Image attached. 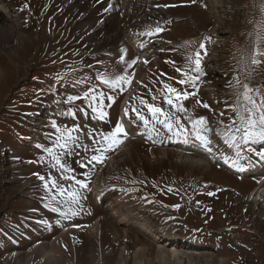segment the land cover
<instances>
[{
	"label": "rangeland",
	"instance_id": "374dc122",
	"mask_svg": "<svg viewBox=\"0 0 264 264\" xmlns=\"http://www.w3.org/2000/svg\"><path fill=\"white\" fill-rule=\"evenodd\" d=\"M10 1L22 10V34L28 39L12 53L0 47V264L14 250L18 256L9 259L16 262L37 242L38 260L33 264H88L89 245L96 240L103 244L105 264H114L122 239L115 237L114 243L112 234L122 237L125 228L110 216L112 206L118 214H126L129 208L130 217L137 216L131 219L133 226L125 229L128 264L140 246L145 258L155 261V246L144 244L145 248L135 228L139 223L141 232L151 233L144 217L179 238L215 244L229 260L226 264H264V210L255 211L249 197L263 177L233 176L192 151L187 155L194 158L181 160L170 146L194 138L210 146L223 144L225 152H219L244 168L241 151L233 153L230 144L242 135L245 142L264 138V0H225L224 8L215 11L219 18L211 16L207 0H147L143 12L153 5L166 9L138 28L151 42L140 70L135 66L138 55L123 43L124 29L116 25L139 7L118 14L120 0L109 4L84 0L83 8L72 11H67V4L73 0ZM175 18L183 21L175 23ZM192 18L198 31L191 28ZM76 22L78 27L83 24L81 30L72 25ZM89 28L95 33L88 39ZM213 30L220 34L213 35ZM107 37L112 40L107 47L91 46ZM213 52L214 61L209 63ZM156 57L161 61L158 65L153 62ZM211 63L219 73L209 72ZM82 66L93 68L114 91L97 88ZM50 77L58 81V89ZM134 78L139 83L127 121L134 135L147 134L148 139L130 140L126 149L134 155H119L104 180L99 178L104 196L98 207L90 195L91 179L103 157L129 137L118 122L117 103ZM34 80L40 84H33ZM178 81L185 84L183 89ZM74 83L77 93L71 94ZM208 89L217 93L215 101ZM53 95L61 96L73 115H77L76 105L89 107L103 124L87 131L51 119L41 130L50 142L40 141L39 149L31 150L22 143L30 139L26 129L35 124L34 117L44 112L43 107L54 106ZM247 148L251 151L252 144ZM164 153L167 158L162 160ZM259 154L264 155V149ZM191 159L204 162L192 165ZM11 160L23 166L13 165L21 169L19 176L8 169ZM30 160L35 165L27 169ZM204 163L207 169L202 168ZM35 177L38 183L25 186ZM39 203L49 212L41 210ZM96 219L102 225L100 234H89L88 226ZM69 226L76 229L59 234ZM51 255L53 260L47 258Z\"/></svg>",
	"mask_w": 264,
	"mask_h": 264
},
{
	"label": "bare ground",
	"instance_id": "6f19581e",
	"mask_svg": "<svg viewBox=\"0 0 264 264\" xmlns=\"http://www.w3.org/2000/svg\"><path fill=\"white\" fill-rule=\"evenodd\" d=\"M57 1L67 2L68 0H57ZM83 1L84 0H73L72 3H70L71 1H68V4H67L68 10L67 11H72L74 9H78V7L80 9L83 8V4L85 5V3H82ZM110 1L111 0H100V2H103L106 4H109ZM148 1H151V0H148ZM207 1L209 2L210 10H212L211 16L215 17V18H219V15L216 14L215 11L219 10V8L222 9L223 5L225 4L224 3L225 0H207ZM146 2H147V0L146 1L145 0H122V2H120V5H119L120 7H119L118 14H121L120 13L121 10H129L130 7L134 10H137L138 7H139V9L137 11L131 12L130 16L123 17L119 21L117 20V22H116L117 27L122 29L124 27V25L127 26V24H129L130 20H131V22H136L137 20L134 19L135 17H137V18L138 17H144V18L146 17V19H149V17H151V15L154 14L155 12H157V11L160 12L163 10L165 11V9H166V6L161 7V6L153 5V6L149 7L150 9L148 8L147 10H145L143 12L142 9L146 5ZM152 2H154V0ZM64 5H66V4H64ZM65 8H66V6H65ZM85 9H87V8H85ZM20 10L21 9L18 7V5L15 3V1L13 2L10 0H0V47L2 49L8 50L9 53L14 52L12 48L17 47L18 45L24 43L25 41L27 42V39H28L27 37H25L22 34V29L24 28L23 26H25V25H23V21H22L23 17L21 15L22 10L21 11ZM78 12H79V10H78ZM140 13L142 14V16L138 15V16L134 17V15H133V14H140ZM84 16L85 15H83V17ZM139 20H141V19H139ZM105 22H107V21H103L102 23L104 24ZM78 24H79V22H76V23H73L72 25L74 27L78 28L79 30H81L83 27V24L79 27L77 26ZM103 24H101V25H103ZM192 25H193L194 29H198V27H199L197 21L194 18H192ZM88 27H90V25ZM89 29H91V30L89 32H87V34H86V37L88 39L90 38V35L92 32L95 33V29H92V28H89ZM212 34L215 36H218L220 33L217 30H213ZM110 37H111V34H110ZM110 37H107L105 39L103 38L102 41L98 45H96V43H94L91 46L92 47L97 46V47H94L97 49H98V47H107L108 45H110V43L112 41V40H110ZM108 40H110V41H108ZM102 43H105V44H102ZM154 44L156 45V43H154ZM8 56H9V58H11L12 60L15 61V59H13L14 58L13 56H12L13 58L10 57V55H8ZM214 58H215V52H213L210 55L208 62L209 63L213 62ZM145 62H146V56L143 55L141 62L139 64L140 69L144 66ZM154 62H156L158 65V64H160L161 61L159 60V58H155ZM217 64H218V62H217ZM209 72L219 73V69L215 65V63H211V65L209 66ZM138 83L139 82L137 81L135 88L138 86ZM82 87L85 88L86 86L84 85ZM135 88H132L131 92H135ZM73 89L76 91V89L74 87H73ZM207 93L212 100H214V96L217 95V93L215 92L214 89H208ZM53 100L54 101H52V102L54 103L55 106H53V107L52 106H45L43 108L44 112L40 113L39 115H36L34 117L35 124H33V126L28 127V129H26L30 135V139L27 142L22 141V143L25 142L26 143L25 145H27V147L30 148L31 150H38L39 149L38 144L40 142V138H42V139L47 138L46 135H42L41 130L44 127H47V124L50 123V121L53 117L56 116L57 118H63V119L71 118L70 114L63 113V112L59 111V109L63 106V104H62L63 100L56 98L55 96H54ZM40 122H42L40 125L42 127L39 126ZM123 123H124V121H123ZM86 130L89 131L90 128L86 127ZM89 138L92 139V142L94 141L91 136ZM135 138H136V140H139L138 137H135ZM213 141H215V140H213ZM18 143H21V141L19 140ZM170 146L173 148H176V155L181 160L188 159V157L194 158L192 156L187 155L188 151H192V152L197 153L198 155L201 154L200 156L202 158H198V159H204V157H206L207 159L211 160V161L206 160V161H208V163H210V166L211 165H217V166L221 167L222 169L226 168L225 170H227L228 172H230L234 176L243 177V178H248V177L253 178V177L260 176V173L258 172L257 166H251V167L245 168V169L239 168L238 166H235L228 158H226L222 155H219L212 146L204 144L198 138L192 139L190 141V143H188L187 141H185V142H183V141L182 142H180V141L173 142ZM216 147H217V145H216ZM119 155H122L123 157L126 158L127 156H133L134 154H132V152L129 154V152L126 149V145L125 146L123 145V149L119 151ZM119 155H116V157H118ZM164 156L167 158V153L163 154L162 160L164 159ZM104 158L105 157H103V160H104ZM115 158H112L110 160V163H108V165H107V167H109L107 170L105 168L103 171H101L102 173L101 172L98 173L99 174L98 181H99V178L101 177L100 181L102 182V178L106 175L107 171L113 167L112 164H114L116 162L114 160ZM125 158H124V160H125ZM103 160L100 163H102ZM191 160H192V162H191L192 165H198L199 161L204 162L201 160H199V161H195L194 159H191ZM30 162H33V164H30ZM9 163H10V168H8V169L16 171L17 175L19 176L20 170L22 169L23 166L20 163H18L17 160H11V161H9ZM15 164L16 165L19 164L20 167L18 166L16 168H21V169L19 170V169L13 168V165H15ZM34 165H35V161L30 160L27 162L26 167H27V169H30ZM208 167H209V165H207L205 163L202 166V168H204V169L205 168L207 169ZM204 171H206V170H204ZM247 175H250V176H247ZM103 180H104V178H103ZM39 181H40V179L38 177L31 178L30 182H29L30 184L29 183L25 184V186H30L31 184L38 183ZM249 197L251 198V205L254 208V210L257 212H263V210H264V181L262 184H260L259 186H256L251 191V194ZM28 198L33 199L32 196L28 197ZM117 199H115V201H117ZM118 201H119V199H118ZM124 201H125V199H124ZM249 201H250V199H249ZM125 204L126 203H123V205H119V204L118 205L124 206ZM110 206H112V205H110ZM128 209H126V214H118V212L113 208V206L109 210L110 216L114 220H116V223L119 224L118 226H122L125 229L128 227H132L133 226V220H131V219L134 217H137L135 215H134V217H130L129 212L130 211L133 212V211L131 209L130 210H128ZM128 218H130V219H128ZM144 218L150 222V224L148 226V230L151 233H148L146 231L141 232L140 229L138 228L139 223H137L135 228L138 229V231L141 233V235L143 237V241L141 242V244H143V246L145 248H146V245H148L151 248L154 245L155 246L154 248L156 249L157 255L155 257V261L150 263V260L147 259V257L145 258V255H144L145 250L141 246L138 248H136L137 247L136 246L135 247L136 249H134L135 252L133 253L134 257L132 259L131 264H226L227 263L226 261H229L226 259L224 260L222 253L218 252L219 250H217V249H219V248L215 244H212V245L211 244H202L200 242L186 241L183 238H177L173 235V233L169 232L168 230L162 229L160 227L158 228L157 227L158 225L156 226L154 223H152V221L149 218H146V217H144ZM140 220H143V219H140ZM26 227H27V225H26ZM88 228L92 229V231L89 232V234H92V235L100 234V231L102 228L100 220H98L93 225L88 226ZM152 228H154L155 230L152 231ZM125 229L122 232V237L117 233L112 234V239H113L114 243L116 242L115 237L120 238V240L122 239L121 240L122 244H121V246L118 249V252L116 254L115 262H113L114 264H128L127 255H126V248L123 246L126 243V239L128 238V234H127ZM137 239H139V238H136V240ZM151 243H153V245ZM9 244H13V243L9 242ZM144 244H146V245H144ZM89 247L91 249V256L88 259V264H105L104 252L102 249L103 244H102L101 240H96L95 242L91 241ZM30 252L31 251L29 250L26 258H25L26 255H24V253L22 255H19V258L17 259V261L19 259H22V258H25V260H20L18 264H27V263L33 264L34 260H38V257H37L38 254L34 255V253H33V255L30 257V255H29ZM18 254L19 253L14 252V253H12V255L11 254L8 255L7 256L8 260H5L2 263L3 264H17V261L15 262L14 260L9 259V256H13V255L18 256ZM47 258L53 260L55 257L53 255H51V256H48ZM29 259H31L32 261Z\"/></svg>",
	"mask_w": 264,
	"mask_h": 264
}]
</instances>
